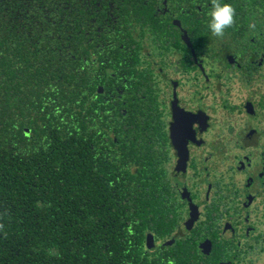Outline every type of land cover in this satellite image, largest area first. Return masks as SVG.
<instances>
[{
  "label": "trees",
  "instance_id": "obj_1",
  "mask_svg": "<svg viewBox=\"0 0 264 264\" xmlns=\"http://www.w3.org/2000/svg\"><path fill=\"white\" fill-rule=\"evenodd\" d=\"M226 2L236 15L223 37L257 46L264 0ZM213 3L0 0V264H219L230 247L242 255L225 240L207 256L192 235L165 242L181 214L168 192L156 77L176 51L175 69L193 75L195 48L214 37Z\"/></svg>",
  "mask_w": 264,
  "mask_h": 264
},
{
  "label": "flooded vegetation",
  "instance_id": "obj_2",
  "mask_svg": "<svg viewBox=\"0 0 264 264\" xmlns=\"http://www.w3.org/2000/svg\"><path fill=\"white\" fill-rule=\"evenodd\" d=\"M263 42L243 47L229 37H212L209 46L195 48L193 75L175 69L181 56L176 51L156 77L168 136V192L181 214L173 238L165 242L192 235L205 256L218 240L240 246L242 255L230 247L219 264H264ZM174 107L190 121L179 116L177 122ZM175 128L186 143L181 151Z\"/></svg>",
  "mask_w": 264,
  "mask_h": 264
},
{
  "label": "clouds",
  "instance_id": "obj_3",
  "mask_svg": "<svg viewBox=\"0 0 264 264\" xmlns=\"http://www.w3.org/2000/svg\"><path fill=\"white\" fill-rule=\"evenodd\" d=\"M236 11L231 3L226 0H214L207 13V29L216 38H222L226 29L235 22Z\"/></svg>",
  "mask_w": 264,
  "mask_h": 264
},
{
  "label": "water",
  "instance_id": "obj_4",
  "mask_svg": "<svg viewBox=\"0 0 264 264\" xmlns=\"http://www.w3.org/2000/svg\"><path fill=\"white\" fill-rule=\"evenodd\" d=\"M175 109H177V112H178V113H174V117L177 119V122H181L182 121L181 120L182 118L179 119V116L187 118L189 120V118L186 115V113L180 107H177V108L174 107L173 110H175ZM174 134H175V138H176L175 139V144H176L177 148H179L180 151L182 150V147H184L186 149V143L180 142V139L178 137V133H177L176 128L174 129ZM151 242H152V236L148 235V237H147L148 246H150Z\"/></svg>",
  "mask_w": 264,
  "mask_h": 264
}]
</instances>
